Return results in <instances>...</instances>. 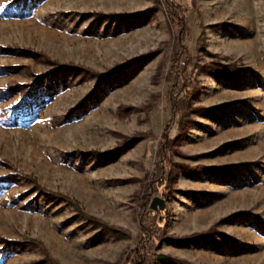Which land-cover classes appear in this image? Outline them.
Returning a JSON list of instances; mask_svg holds the SVG:
<instances>
[{"label":"rangeland","instance_id":"374dc122","mask_svg":"<svg viewBox=\"0 0 264 264\" xmlns=\"http://www.w3.org/2000/svg\"><path fill=\"white\" fill-rule=\"evenodd\" d=\"M175 2L189 57L173 112L181 29L165 0H0V177L19 170L73 201L46 199L17 176L0 191V264H131L146 229L156 255L264 264V0ZM58 63L82 68L75 85L20 107L38 92L25 86ZM226 64L238 69L231 77L208 72ZM30 111L37 120L25 126ZM158 162L174 177L167 196L151 198L166 199L164 211L139 205ZM213 227L221 234L210 241H181Z\"/></svg>","mask_w":264,"mask_h":264},{"label":"trees","instance_id":"16d2710c","mask_svg":"<svg viewBox=\"0 0 264 264\" xmlns=\"http://www.w3.org/2000/svg\"><path fill=\"white\" fill-rule=\"evenodd\" d=\"M166 3V7H167V11H169L168 14H170L172 21H176L179 25H180V29H181V34L179 37L180 40V50L175 53L173 55V64L172 67L170 68L169 71V78L173 79L175 81V85L174 87L171 89L170 93L172 94L171 96V100H172V106H173V112H176V110L178 109V102H179V96H177V94L175 93L176 88L178 87V84L176 83V81L181 78L184 77L186 75V72L188 70V57H189V52L187 49V46L185 45V38L187 37V30L185 28V24H186V17L185 14L181 12L179 5L176 4L175 0H165ZM105 14L102 13H98L96 15V19L97 21H99L102 17H105ZM115 16V15H114ZM113 17V16H112ZM112 17L109 19V23H111L112 21ZM94 20V21H95ZM93 21V22H94ZM223 26V23H218L216 25H212V26ZM2 52H6L8 54H28L29 56H32L34 59L39 60L42 58V55L34 50L31 49H10V48H1ZM185 55L186 59L185 61L183 60V56ZM220 65V64H219ZM12 68V67H11ZM229 66L226 65H222V67L220 69H209L208 72L210 74H214L217 76H222V77H231L232 74L235 72H237V68L234 67V71H232L233 73H231V71L228 70ZM17 69V68H16ZM13 70H15V67H13ZM82 70L81 67H76L74 64H57L54 68L44 71L42 73H40L38 76H36V78L34 79L33 83H30L28 85H26L25 87L28 88V93L31 94L33 92H37L36 95H33L31 98L29 99H25L22 103H19V105H21L20 107H27V108H31L33 106H35L38 102V100H40V98L42 96H47L52 98L53 96H56L58 94H60L61 92H63L64 90H67L71 87H73L75 85L74 83V78L76 77V75L79 73V71ZM93 75H95L97 77L98 83L100 81H104V75H102L101 73H93ZM83 76V75H82ZM83 80V78L81 77L80 81ZM16 86H13L9 89V94H16V93H20L21 90L18 89ZM44 90H41V89ZM194 96L197 95L196 92L192 93ZM18 106V105H17ZM196 110H201V111H207L208 108L206 107H198V109ZM26 119H24L23 121H21L22 124H25V126L29 123L32 122L34 120H37V116L36 115H32V112H28L25 114ZM11 118L13 119V121L15 122V113H13L11 115ZM191 128L190 125H188L185 121L180 122V129L183 131V133L181 134H185L189 129ZM180 134V138L182 137ZM179 138V139H180ZM174 143V139H170V138H165L164 141L162 142V148L161 151L164 155L163 159L165 162V157H166V152L168 150V148H172ZM163 163L160 164V162L157 163V167L156 170H154V172H152L151 174H149V185L147 187V195H146V200L145 203L144 202H140L139 205L143 208V209H148V204L151 201V198L158 194V195H163V196H167V192L171 191L172 189V183L174 182V177L172 176L171 173H168L167 176L166 175V169L163 168L162 166ZM181 167L183 169L187 171H191L193 170H198L200 167V165L198 166H194V167H188L186 165H181ZM222 171V170H220ZM17 176H22L24 178H27L30 180H32L31 182L33 183V185L38 188L39 190H41V192L46 196V199H57V200H65L71 204H73V201H71L68 197L62 195V194H56L54 192L49 191L48 189H45L44 187H42L36 179H33L32 177L21 173V171L16 170L14 174L12 175H7V176H3L0 177V191H4L9 189V186L15 182H17ZM154 182L153 185L151 186L150 183ZM168 189L169 191H165L163 190V188ZM152 191V193H151ZM89 221L93 224V226L95 227H99L101 228L103 231H111L112 233H115L116 235H120V233L118 231H115L114 229H112L111 227L107 226L106 224L100 222L99 220L93 218V217H89ZM219 233L215 227L207 230V231H203V232H199V233H193L191 234L189 237H185L183 239H181V241H192V242H196L198 243L201 240H205V241H210L212 239V235L213 233ZM221 234V233H219ZM120 237V236H119ZM153 230H147L144 233V238L142 239L141 243L139 244L138 248L135 249L133 251V257H131V264H192L189 261L185 260V259H181L178 257H174L171 255H166V254H154L149 252V243L153 240ZM33 245V241L28 240L25 242H22V247H25L27 245ZM150 257V260L148 261L146 257Z\"/></svg>","mask_w":264,"mask_h":264},{"label":"water","instance_id":"95a60500","mask_svg":"<svg viewBox=\"0 0 264 264\" xmlns=\"http://www.w3.org/2000/svg\"><path fill=\"white\" fill-rule=\"evenodd\" d=\"M150 208L152 210L164 211L166 209V199L159 196H155L151 201Z\"/></svg>","mask_w":264,"mask_h":264}]
</instances>
